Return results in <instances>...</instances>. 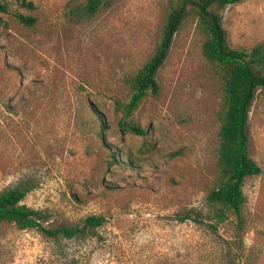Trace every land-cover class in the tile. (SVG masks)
Here are the masks:
<instances>
[{"label": "rangeland", "instance_id": "rangeland-1", "mask_svg": "<svg viewBox=\"0 0 264 264\" xmlns=\"http://www.w3.org/2000/svg\"><path fill=\"white\" fill-rule=\"evenodd\" d=\"M36 17L0 12V191L28 189L24 202L49 229L0 225V264H264V88L250 109V155L262 172L246 179L244 227L213 232L177 214H207L217 177L219 75L203 53L207 34L190 14L174 37L135 119L145 135H122L116 100L154 55L175 0H7ZM233 48L264 42V0L222 11ZM107 128L103 129L98 113ZM102 215L96 235L84 228Z\"/></svg>", "mask_w": 264, "mask_h": 264}, {"label": "trees", "instance_id": "trees-1", "mask_svg": "<svg viewBox=\"0 0 264 264\" xmlns=\"http://www.w3.org/2000/svg\"><path fill=\"white\" fill-rule=\"evenodd\" d=\"M239 1L241 0L172 2L154 55L128 78L131 88L129 99L116 100V111L122 114L119 121L122 135H145L147 130L135 119V112L146 97L160 92L157 74L169 55L176 33L190 14L195 15L199 28L207 34L203 53L219 75L224 95L218 113L221 123L218 173L214 187L206 196L207 214L185 211L178 213L177 217L181 222L194 219L199 223H207L213 232H217L232 217L236 218L239 228L244 227L243 205L246 196L243 187L248 177L262 172L261 166L249 152L248 126L256 93L259 88H264V42L248 48H233L230 45L223 25L222 11L227 5ZM21 4L32 6V2L28 3L26 0ZM102 4L103 0H88L86 9L90 13H96ZM0 12L12 13L26 25L36 23L35 16L13 11L7 0H0ZM0 23H4L1 17ZM98 116L103 129L107 128L103 114L99 112ZM27 192L28 189L20 187L0 191V225L9 223L22 230L37 229L52 237H56L58 233L73 237L82 230L80 227L49 229L44 226L37 217V211L24 202ZM104 220L102 215H90L85 219L84 228L90 234H95Z\"/></svg>", "mask_w": 264, "mask_h": 264}]
</instances>
